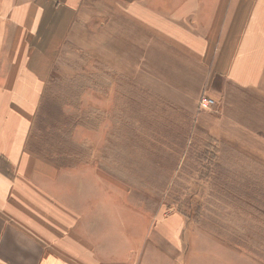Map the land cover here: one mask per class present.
I'll list each match as a JSON object with an SVG mask.
<instances>
[{
    "label": "rangeland",
    "instance_id": "rangeland-1",
    "mask_svg": "<svg viewBox=\"0 0 264 264\" xmlns=\"http://www.w3.org/2000/svg\"><path fill=\"white\" fill-rule=\"evenodd\" d=\"M83 2L81 25L54 50L33 149L75 169L77 186L107 192L114 214L129 221L131 246L144 237L162 253L150 264H170L182 232L188 264H264V138L251 118L258 101L218 81L213 106L200 109L201 95L210 97L205 68L178 57L153 24L125 22L120 0ZM175 2L141 0L146 19L159 3L168 17ZM225 103L221 121L215 111Z\"/></svg>",
    "mask_w": 264,
    "mask_h": 264
},
{
    "label": "crops",
    "instance_id": "crops-1",
    "mask_svg": "<svg viewBox=\"0 0 264 264\" xmlns=\"http://www.w3.org/2000/svg\"><path fill=\"white\" fill-rule=\"evenodd\" d=\"M120 1L125 22L138 30L153 24L178 57L207 70L203 94L215 100L219 81L256 99L251 118L264 138V0H175L168 17L161 3L154 7L153 19L141 0ZM83 4L0 0V264H150L152 252L162 255L143 246L144 237L131 246L129 221L114 214L107 192L91 189L92 176L77 186L75 169L58 168L32 147L54 50L69 26L81 25ZM226 104L215 111L221 121ZM179 239L170 264H188L191 241L183 232Z\"/></svg>",
    "mask_w": 264,
    "mask_h": 264
},
{
    "label": "built area",
    "instance_id": "built-area-1",
    "mask_svg": "<svg viewBox=\"0 0 264 264\" xmlns=\"http://www.w3.org/2000/svg\"><path fill=\"white\" fill-rule=\"evenodd\" d=\"M213 99L205 96V95H201V97L199 98V108L200 109H210L213 106Z\"/></svg>",
    "mask_w": 264,
    "mask_h": 264
}]
</instances>
